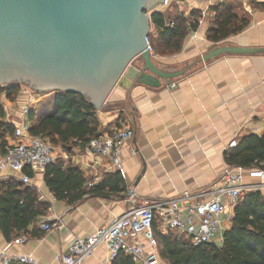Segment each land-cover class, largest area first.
<instances>
[{"label": "crops", "instance_id": "0c3cea01", "mask_svg": "<svg viewBox=\"0 0 264 264\" xmlns=\"http://www.w3.org/2000/svg\"><path fill=\"white\" fill-rule=\"evenodd\" d=\"M214 0H167L156 10L170 15L192 10L201 12L196 31L190 32L182 50L174 55H156L152 61L163 72L185 70L169 84L160 82L157 88L132 84L128 80L117 84L99 110L96 118L101 133L117 125H128L134 132L121 150V171L109 167L106 161H95L78 146H55L69 163L80 170L87 180L86 187L103 182L104 176L120 172L124 191L107 198L85 197L73 206L57 201L44 183V171L26 169L29 182H22V173L0 170V185L15 184L30 187L40 203L49 206L46 214L38 218L35 227L39 236L20 234L6 241L0 232V248L10 255L32 257L36 264H57V254L68 252L73 238L84 239L97 229L108 226L112 220L142 202L172 199L184 192L194 193L217 182L228 167L223 154L231 142L247 135L264 134V53L257 55H223L208 62L201 58L221 46L236 48H264V9L260 6H237L250 18L239 33L220 43L207 39L206 17H212L210 8ZM220 1L219 3H221ZM218 4V3H217ZM154 31L151 24L150 33ZM149 33V34H150ZM137 60L134 64H137ZM52 96L30 101L28 96L10 100L0 94V121L13 128L23 121L30 124L23 110H33L36 119L55 111ZM31 104V105H30ZM7 147L13 143L12 135L4 138ZM6 147V149H7ZM133 150V152H131ZM258 170V169H250ZM244 171L247 192L259 191L264 195V179L251 178ZM233 208L221 216V230L215 237L221 244L223 233L231 226ZM60 220V227L44 231V224ZM24 236V243L16 240ZM107 259L105 246L98 245L93 254L81 264H102ZM159 264H166L160 260Z\"/></svg>", "mask_w": 264, "mask_h": 264}, {"label": "trees", "instance_id": "16d2710c", "mask_svg": "<svg viewBox=\"0 0 264 264\" xmlns=\"http://www.w3.org/2000/svg\"><path fill=\"white\" fill-rule=\"evenodd\" d=\"M260 0H251L257 2ZM262 1V0H261ZM212 17L206 36L212 43H220L241 32L250 18L235 4L221 2L210 8ZM201 12L192 10L187 17L182 13L170 15L153 12L150 22L153 33L148 41L156 55H174L182 50L190 32L196 31ZM20 85L0 86V94L8 99L17 98ZM55 111L36 119L33 110L27 114L29 133L48 139L52 145L78 146L85 148L88 142L101 131L96 118V108L77 93L54 92ZM13 134V127L0 121V155L6 152L5 136ZM70 144V145H69ZM228 167L242 170L264 171V134L247 135L238 140L234 148L223 154ZM44 183L53 197L73 206L85 197L107 198L124 191L120 172L104 176L102 183L86 187L87 180L80 170L69 163L56 161L46 167ZM49 206L38 201L30 187L15 184L0 185V232L6 241L20 234L39 236L35 227L39 217L44 216ZM159 259L166 264H264V195L259 191L247 192L233 208L231 226L223 233L220 246L205 244L192 246L183 235L159 232L154 228ZM19 264V263H12ZM112 264H134L120 253Z\"/></svg>", "mask_w": 264, "mask_h": 264}, {"label": "water", "instance_id": "95a60500", "mask_svg": "<svg viewBox=\"0 0 264 264\" xmlns=\"http://www.w3.org/2000/svg\"><path fill=\"white\" fill-rule=\"evenodd\" d=\"M167 0H0V86L82 95L99 110L117 84L157 88L185 70L156 68L147 48L150 16ZM264 48L221 46L223 55ZM137 60V64L134 62Z\"/></svg>", "mask_w": 264, "mask_h": 264}, {"label": "built area", "instance_id": "2783aa9c", "mask_svg": "<svg viewBox=\"0 0 264 264\" xmlns=\"http://www.w3.org/2000/svg\"><path fill=\"white\" fill-rule=\"evenodd\" d=\"M261 5L264 9V0ZM146 42L152 54L148 38ZM27 113L26 105L23 114ZM28 129L29 124L25 121L13 128V143L0 155V170L9 169L22 174L26 169L39 172L58 160L54 148L44 138L32 136ZM133 134L128 125L114 126L92 138L85 146V153L95 161L104 160L110 168L121 171V150ZM235 146L236 143L231 142L228 148ZM61 160L67 161L68 156L63 155ZM247 173L251 178L264 179L262 170H248ZM244 174L242 169L227 167L219 182L208 188L194 193L184 192L172 199L142 202L114 218L108 226L97 228L90 236L73 238L68 252L57 254L54 261L57 264H81L93 254L95 247L103 245L107 259L102 264H112L120 253L127 255L134 264H159L154 228L163 233L183 235L194 247L205 244L217 246L215 237L221 230V216L227 208H234L246 193ZM22 182H29L27 175L23 174ZM59 227L60 220L56 217L51 225L44 224L42 229L50 231ZM25 241L24 236L16 240L17 243ZM12 263L36 264L32 257L13 256L0 248V264Z\"/></svg>", "mask_w": 264, "mask_h": 264}, {"label": "rangeland", "instance_id": "374dc122", "mask_svg": "<svg viewBox=\"0 0 264 264\" xmlns=\"http://www.w3.org/2000/svg\"><path fill=\"white\" fill-rule=\"evenodd\" d=\"M220 1H225V2H228L230 4H235L236 6H241V7H244L245 5L247 6H260L261 5V0L260 1H257V2H251V0H214V5L219 3ZM211 17H206L205 21L207 23V25L209 26V23H210V19ZM53 91H43V92H35V91H32L31 89H29L28 87L26 86H22L20 85V89L17 93V97L18 96H28V99L30 101H35L36 99L38 98H44L46 100V98L50 97L51 95H53ZM31 105V104H30ZM54 155L56 157H60L62 156L61 155V151L58 149V148H55L54 147ZM177 234V233H176ZM160 263V262H159Z\"/></svg>", "mask_w": 264, "mask_h": 264}]
</instances>
